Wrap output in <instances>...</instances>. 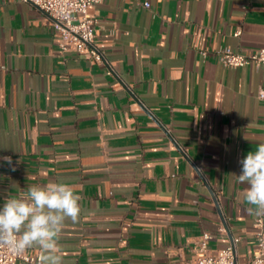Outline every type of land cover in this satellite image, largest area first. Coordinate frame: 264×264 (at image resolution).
Segmentation results:
<instances>
[{
    "label": "crops",
    "instance_id": "0c3cea01",
    "mask_svg": "<svg viewBox=\"0 0 264 264\" xmlns=\"http://www.w3.org/2000/svg\"><path fill=\"white\" fill-rule=\"evenodd\" d=\"M140 1L89 7L96 62L62 51L32 3L0 0V206L68 183L82 212L64 264H180L203 233L249 258L257 210L235 175L264 143V67L219 54L264 46V0Z\"/></svg>",
    "mask_w": 264,
    "mask_h": 264
},
{
    "label": "clouds",
    "instance_id": "9594fccd",
    "mask_svg": "<svg viewBox=\"0 0 264 264\" xmlns=\"http://www.w3.org/2000/svg\"><path fill=\"white\" fill-rule=\"evenodd\" d=\"M241 174L235 175L247 187L244 200L264 213V143L240 161ZM81 197L63 181L31 185L27 192L5 199L0 206V245L16 254L27 249L42 250L41 264H64L59 240L67 221L80 220Z\"/></svg>",
    "mask_w": 264,
    "mask_h": 264
},
{
    "label": "built area",
    "instance_id": "2783aa9c",
    "mask_svg": "<svg viewBox=\"0 0 264 264\" xmlns=\"http://www.w3.org/2000/svg\"><path fill=\"white\" fill-rule=\"evenodd\" d=\"M30 2L43 11L51 21L54 37L62 51L71 50L86 54L96 62H102L103 56L93 43L94 26L97 22L89 12V7L101 0H23ZM133 5L149 7L147 1L130 0ZM238 31L236 32V34ZM219 61L224 66L243 68L264 67V46L250 53L233 52L229 49L220 51ZM257 97L264 100V87ZM254 248L252 255L244 260L238 259L235 245L239 238H233L224 248L209 251V233H203L196 245L193 256L180 264H264V214H256L253 221ZM21 260L28 264H41V251L31 252L28 249L16 254L8 246L0 245V264H15Z\"/></svg>",
    "mask_w": 264,
    "mask_h": 264
}]
</instances>
